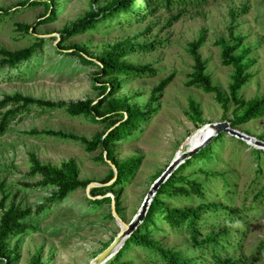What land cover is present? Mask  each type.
I'll return each mask as SVG.
<instances>
[{"label": "rangeland", "instance_id": "374dc122", "mask_svg": "<svg viewBox=\"0 0 264 264\" xmlns=\"http://www.w3.org/2000/svg\"><path fill=\"white\" fill-rule=\"evenodd\" d=\"M116 1L0 0V49L17 52L41 44L30 60L0 68V102L6 96L21 94L53 103H98L96 114L79 117L70 116L64 108L33 105L16 113L0 134V202L5 197V209L12 205L32 209L24 221L26 231L2 243L1 264H89L120 233L116 217L124 224L135 218L153 184L188 151L190 139L206 125L228 123L229 129L264 142V112L240 125L233 123L245 108L231 98L235 67L222 65L218 45L221 40L234 45L229 30L244 38L233 53L249 50L242 61V65L249 64L243 71L248 79L237 95L245 104L262 99L264 0H208L199 7L152 9L145 15L139 9L144 8L145 0H139L132 14H117L73 36L61 35L90 12ZM243 6L247 11L241 14ZM25 26L30 27L29 32ZM200 35L205 40L198 54L211 86L221 94V102L215 93L187 85L194 68L190 44ZM119 44L130 45L131 50L122 62L147 65L155 73L104 74L97 58ZM142 45L151 47L141 52L137 47ZM73 46L84 49L86 62L73 53ZM170 75L174 78L165 90L154 92ZM191 100L199 108V119L190 110ZM116 104L119 107L114 109ZM16 107L8 104L0 108V121L5 112ZM128 112L140 115L137 128L112 140L113 131L130 122ZM32 130L40 134L30 135ZM49 130L89 142L99 138L100 142L89 152L82 141L44 134ZM202 149L205 155L197 157ZM32 154L42 164L54 167L72 160L85 186L62 201H54L58 188L43 185L41 176L29 173ZM127 163L134 164L133 171L118 179V168ZM171 176L182 178L174 182L176 187L198 183L203 196L160 194L165 210L153 214L151 224L142 231L152 247L126 241L121 255L118 252L105 264H168L161 255L164 252L178 254L192 264H213L210 250L202 252L193 245L187 222L183 227H172L164 218V212L170 210L200 212L199 241L226 231L228 238L219 243L217 252L222 259L264 264L263 148L227 131L215 133L212 140L179 163L166 181ZM209 204L222 209L207 211L204 206ZM235 210L238 213L233 215Z\"/></svg>", "mask_w": 264, "mask_h": 264}, {"label": "trees", "instance_id": "16d2710c", "mask_svg": "<svg viewBox=\"0 0 264 264\" xmlns=\"http://www.w3.org/2000/svg\"><path fill=\"white\" fill-rule=\"evenodd\" d=\"M35 2H44L47 3L48 0H33ZM139 0H117L114 3L109 4L105 8L92 11L87 14L83 19L73 23L70 27L66 28L61 32V35L64 36H73L80 31L88 30L94 28L100 21L107 20L109 18L114 17L117 14L122 13H133L134 5H137ZM208 0H145L144 8L142 9L139 6V9L144 11L145 15L148 11L152 9H160L165 8L167 10H173L175 8L185 9L188 6L199 7L207 3ZM243 11L241 14L246 13L247 7H242ZM139 10V11H140ZM135 12H137L135 10ZM134 12V13H135ZM240 14V15H241ZM231 16L235 18V13L231 12ZM176 19V18H175ZM24 29L29 32L30 27L25 26ZM229 37L232 39L234 45L229 46L224 40L218 42V45L222 48V65L224 66H233L235 67V73L233 75V83L230 86V93L233 102L239 107H244L245 111L242 116L235 120L233 123L236 125H240L249 119L255 118L257 116H261L264 112V97L260 100H256L253 103L245 104L243 100H241L237 93L242 88V86L246 83L248 76L243 74V71L249 67L248 63L242 65V61L246 58L249 50L246 48L241 49V53L238 55H234L233 53L239 49L244 40L241 36H234L232 30H229ZM205 37L200 35L195 41L190 44L191 54L194 59V68L193 73L191 74L192 80L188 82V86H195L201 88L205 93H215L216 99L221 102V94L218 90L211 86L209 77L205 74V63L201 60L198 50L202 47L204 43ZM41 46L40 42L34 44L30 48L17 51V52H8L4 49H0V56L2 60L0 61V68H4L6 66H16L19 63L30 60L35 54L36 50ZM150 45H142L138 46L137 49L141 52H147L150 49ZM130 45L119 44L113 49H111L106 55L100 56L97 58L98 64L102 67L103 73L106 75H117L119 77L123 76H137L143 75L145 73H155V70H152L149 66H135L126 64L122 62L121 59L127 56L130 53ZM73 53L78 55L80 59H83L85 62L87 61V56L85 55L84 49L80 46H73ZM174 76L170 75L164 80H162L158 86L153 90L154 92H162L165 88L172 82ZM16 105L17 107L13 110H9L2 115V120L0 121V134L4 133L8 121L13 119L21 110H25L30 106H38L45 109H60L64 108L65 111L72 117L79 116H90L94 115L98 112V103H94L89 100L78 101L75 103H53L50 101H43L33 99L31 97H25L21 94H15L13 96H6L0 102V108H4L6 105ZM114 109L119 107L118 104L113 106ZM190 110L194 116V118L199 119L201 113L199 111L198 106L194 101H190L189 104ZM225 108V103L223 104ZM130 122L124 123L120 128L113 131L111 134V139H115L118 137H123L128 132H133L135 128L138 126V122L140 120V115L135 112H128ZM95 117V116H94ZM30 135H38L40 132L37 130H32L29 132ZM44 134L58 137L62 139H71L78 141L79 138L69 135L63 132H55V131H45ZM86 144L87 150L92 152L96 150L97 144L100 142V139L97 138L93 142H89L86 140L80 139ZM205 155V149H202L198 152L197 157H203ZM30 175L31 176H41L43 185H53L58 188V192L53 196L54 201H62L64 200L69 193L77 190L80 187L85 186V183L78 179V170L76 168L75 163L70 160L68 162L63 163L60 167H54L50 164H42L35 155L30 156ZM129 168L128 170H126ZM134 169L133 163H127L118 168L119 176L118 179L126 178L129 173H131ZM182 180V178H177L175 176H171L155 194L151 205L149 207L148 213L146 215V219L143 222L142 226L134 231V233L129 237L127 243H133L137 245H146L148 247H152L151 242H148L145 236V233L142 231L146 226L151 224L153 219V214L158 213L161 210H165L162 201L159 200L158 196L163 192L181 195V196H189L190 194L196 195L198 197L203 196V192L200 189V185L196 182H189V186H179L176 187L174 182ZM5 197L2 198L0 202V209L2 210V215L0 218V264L3 260V247L2 243L10 238L17 237L18 235L24 233L28 226L24 223L32 215V209H22L19 207H15L12 205L8 209L4 207ZM43 206L39 209L41 210ZM207 211H217L222 209L221 206L217 204H209L204 206ZM164 218L170 223L172 227H183L184 222H187L186 229L190 233V238L192 240L193 245L198 247L200 251L208 249L210 250V257L213 261V264H240L239 260H235L233 258H225L222 259L218 255V251L220 249L219 243H223L228 238V233L223 231L214 236H207L205 239L199 241L198 240V232L197 228L200 227L199 217L200 212L186 210L183 212H178L176 210H170L164 212ZM238 211L235 210L232 214H237ZM125 242V246L127 245ZM121 253H118L120 256ZM168 262V264H192L189 261H185L180 255L173 254L170 252H164L161 254ZM117 256V257H118Z\"/></svg>", "mask_w": 264, "mask_h": 264}, {"label": "water", "instance_id": "95a60500", "mask_svg": "<svg viewBox=\"0 0 264 264\" xmlns=\"http://www.w3.org/2000/svg\"><path fill=\"white\" fill-rule=\"evenodd\" d=\"M211 127H213L216 134L227 131L233 136H237L240 139L251 142L256 146L264 149V142L258 141L252 137H248L236 130L229 129L228 123L212 124ZM215 133L211 137H209L202 145L193 148V150H188L184 152L181 156H179L177 159L174 160V162L163 173V175L153 184L152 188L149 190L147 196L145 197L144 202L139 212L135 216V218L129 224H124L125 227L120 231V233L113 240V242L103 252L97 255L89 264H105L108 261V259L111 258V256L114 254L115 251H117L116 254L120 251L124 243L129 239V237L133 234V232L144 220L146 212L148 210L150 203L152 202L153 197L157 193L160 186H162L166 182V179L169 177L170 173H172V171L178 166V164L181 163L186 157H188L192 153H196L198 149H200L201 147L206 145L210 140H212V138L215 136Z\"/></svg>", "mask_w": 264, "mask_h": 264}, {"label": "bare ground", "instance_id": "6f19581e", "mask_svg": "<svg viewBox=\"0 0 264 264\" xmlns=\"http://www.w3.org/2000/svg\"><path fill=\"white\" fill-rule=\"evenodd\" d=\"M213 133H214V130L211 127H209L208 125L204 126L202 129L200 128L193 135V137L190 139V143H189L190 148L188 150H191L193 148H196V147L202 145L209 137H211L213 135ZM182 154L183 153H181L180 155H182ZM116 220L119 223L121 230H122L125 227L124 223L119 218H116ZM116 252L117 251L114 252V254L111 256V258L108 259V261H110L112 258H114L116 256Z\"/></svg>", "mask_w": 264, "mask_h": 264}]
</instances>
